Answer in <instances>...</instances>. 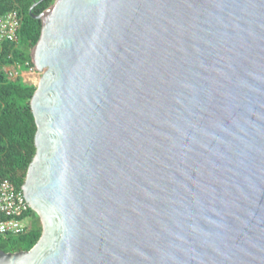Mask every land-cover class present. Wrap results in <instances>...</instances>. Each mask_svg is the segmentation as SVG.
<instances>
[{
	"label": "water",
	"instance_id": "obj_1",
	"mask_svg": "<svg viewBox=\"0 0 264 264\" xmlns=\"http://www.w3.org/2000/svg\"><path fill=\"white\" fill-rule=\"evenodd\" d=\"M32 17L21 190L41 234L0 264H264V0H54Z\"/></svg>",
	"mask_w": 264,
	"mask_h": 264
},
{
	"label": "trees",
	"instance_id": "obj_2",
	"mask_svg": "<svg viewBox=\"0 0 264 264\" xmlns=\"http://www.w3.org/2000/svg\"><path fill=\"white\" fill-rule=\"evenodd\" d=\"M0 0V15L15 10L19 19L16 43L0 44V181L8 180L20 189L28 164L34 155V119L29 101L35 85L25 83L18 71L32 67L30 51L40 35L38 15L54 0ZM38 2L29 13L30 6ZM27 227L18 235L0 237V250L27 251L33 247L41 234L38 217L29 209L25 214Z\"/></svg>",
	"mask_w": 264,
	"mask_h": 264
},
{
	"label": "built area",
	"instance_id": "obj_3",
	"mask_svg": "<svg viewBox=\"0 0 264 264\" xmlns=\"http://www.w3.org/2000/svg\"><path fill=\"white\" fill-rule=\"evenodd\" d=\"M19 19L15 10L0 15V44L16 43ZM30 71H35L33 67ZM29 206L22 196V190L16 189L8 180L0 181V237L18 235L26 230L23 222Z\"/></svg>",
	"mask_w": 264,
	"mask_h": 264
},
{
	"label": "rangeland",
	"instance_id": "obj_4",
	"mask_svg": "<svg viewBox=\"0 0 264 264\" xmlns=\"http://www.w3.org/2000/svg\"><path fill=\"white\" fill-rule=\"evenodd\" d=\"M18 74L22 77L23 81L25 83H31L33 85H36L39 80V73L36 71H18ZM23 225L27 227V222H23Z\"/></svg>",
	"mask_w": 264,
	"mask_h": 264
},
{
	"label": "flooded vegetation",
	"instance_id": "obj_5",
	"mask_svg": "<svg viewBox=\"0 0 264 264\" xmlns=\"http://www.w3.org/2000/svg\"><path fill=\"white\" fill-rule=\"evenodd\" d=\"M35 214V213H34ZM36 215V214H35ZM39 220V219H38Z\"/></svg>",
	"mask_w": 264,
	"mask_h": 264
}]
</instances>
